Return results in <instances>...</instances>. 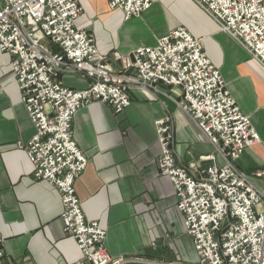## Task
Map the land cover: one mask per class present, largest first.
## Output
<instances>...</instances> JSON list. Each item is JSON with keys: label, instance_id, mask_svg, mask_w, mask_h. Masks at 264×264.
<instances>
[{"label": "built area", "instance_id": "2783aa9c", "mask_svg": "<svg viewBox=\"0 0 264 264\" xmlns=\"http://www.w3.org/2000/svg\"><path fill=\"white\" fill-rule=\"evenodd\" d=\"M219 27L264 68V0H193ZM126 20L141 17L151 0H108ZM84 14L78 0H4L0 9V52L12 57L23 105L35 133L23 146L33 178L61 195L60 221L75 239L84 264H119L106 247L107 232L86 219L75 182L88 158L74 137L73 120L97 101L116 114L131 106L135 88H177L178 108L216 150L212 163L191 172L177 164L173 134L166 120L157 122L161 145L159 173L169 178L185 231L192 238L199 264H264V193L236 164L259 143L251 118L227 88L220 70L205 52L202 38L177 26L154 46L122 56L125 73L115 72L100 53L93 35L76 27ZM67 72L90 79L84 89L63 84ZM22 147V145H21ZM263 173H257L261 177ZM4 251L0 246V264Z\"/></svg>", "mask_w": 264, "mask_h": 264}, {"label": "crops", "instance_id": "0c3cea01", "mask_svg": "<svg viewBox=\"0 0 264 264\" xmlns=\"http://www.w3.org/2000/svg\"><path fill=\"white\" fill-rule=\"evenodd\" d=\"M78 1L84 14L76 27L93 35L100 53L108 56L118 73L125 71L114 53L125 56L154 46L177 26L203 39L206 54L259 134V143L247 148L236 164L264 193V68L191 0H151L148 11L130 20L122 11H112L108 0ZM3 5L0 0V9ZM196 9L201 15L188 21ZM61 81L78 90L86 88L90 79L67 72ZM130 95L131 106L123 113L95 101L74 117L75 140L88 158L87 168L75 182L83 213L107 232V250L119 264H199L174 186L159 173L157 122L166 120L170 126L173 153L181 167L198 172L212 163L221 164V159L209 158L216 155L215 148L178 108L179 89L159 85L158 91L135 88ZM34 133L12 57L0 52L1 264H84L75 239L63 231L60 193L33 178V165L23 146Z\"/></svg>", "mask_w": 264, "mask_h": 264}, {"label": "rangeland", "instance_id": "374dc122", "mask_svg": "<svg viewBox=\"0 0 264 264\" xmlns=\"http://www.w3.org/2000/svg\"><path fill=\"white\" fill-rule=\"evenodd\" d=\"M192 1V3H194V5L197 7V8H199L201 11H203L193 0H191ZM196 11L197 12H193L194 14H192L191 16H190V18L188 17L187 18V20L189 21V19H191V20H193V19H196L197 18V15L199 16V14L201 15V13L196 9ZM178 14H180V13H178ZM174 16H175V18L176 19H179V15H176L175 14V12H174V14H173ZM114 54H116V53H114ZM108 57V56H107ZM113 58H114V60L115 61H117L116 59H115V55H113ZM109 59V58H108ZM109 61H110V59H109ZM120 63H121V65H122V69L124 70V68H123V62H121V61H119Z\"/></svg>", "mask_w": 264, "mask_h": 264}]
</instances>
